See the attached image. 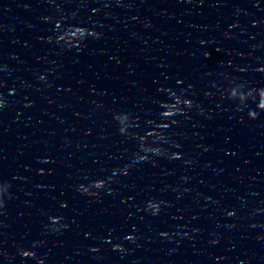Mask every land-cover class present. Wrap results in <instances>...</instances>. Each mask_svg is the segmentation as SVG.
<instances>
[{"label":"water","instance_id":"water-1","mask_svg":"<svg viewBox=\"0 0 264 264\" xmlns=\"http://www.w3.org/2000/svg\"><path fill=\"white\" fill-rule=\"evenodd\" d=\"M0 264H22V263L0 256Z\"/></svg>","mask_w":264,"mask_h":264}]
</instances>
